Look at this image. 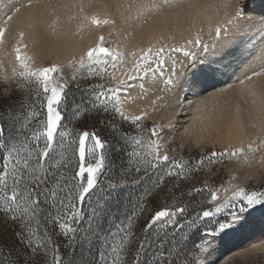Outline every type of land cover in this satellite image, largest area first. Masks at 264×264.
Masks as SVG:
<instances>
[{
	"label": "snow or ice",
	"instance_id": "snow-or-ice-1",
	"mask_svg": "<svg viewBox=\"0 0 264 264\" xmlns=\"http://www.w3.org/2000/svg\"><path fill=\"white\" fill-rule=\"evenodd\" d=\"M33 5L12 0L0 15V264H216L229 238L264 228V174L254 171L264 169V0H108L103 7L129 27L153 14L165 27L131 50V32L115 44L100 36L66 65L67 76L29 54L28 32L46 43L39 0ZM213 9L206 35L202 27L182 41L165 35ZM241 65L251 107L236 113L255 122L234 120L238 143L223 150L170 155L179 115L201 111ZM138 100L146 103L130 111ZM226 161L252 170L245 183L233 184L231 173L219 186L196 180L203 171L221 179Z\"/></svg>",
	"mask_w": 264,
	"mask_h": 264
},
{
	"label": "bare ground",
	"instance_id": "bare-ground-1",
	"mask_svg": "<svg viewBox=\"0 0 264 264\" xmlns=\"http://www.w3.org/2000/svg\"><path fill=\"white\" fill-rule=\"evenodd\" d=\"M20 2L27 3V0H20ZM124 2H127V0H124ZM197 2L202 4H215L220 2V0H197ZM106 3H108V0H39L40 10L43 13V19L45 21V25L43 27L46 29V43L43 48L38 43L34 44L33 41L36 38L31 32H28L25 38V43L29 45V54L33 55L35 60L56 58L59 63L63 64L77 60L82 52L95 44L99 38V32L101 31L99 27H93L88 21H85L83 19L84 16L91 17L92 15H97L98 18L107 16L109 19H115L118 25H114V28L123 25L122 28L120 27L123 30H119L118 32L117 29L116 33H121V35H123V33L126 31L129 33L128 29L125 28V26L128 25L116 14L115 9L109 11L103 7V5ZM5 5L8 7L6 8ZM81 5L84 6L83 13L80 11ZM11 6L12 0H0V15L4 14L6 11H9ZM33 6L35 7V0ZM30 11L31 9H21V14L27 15ZM132 14L135 15V12ZM125 15H127V13H125ZM220 15H223V13L221 12ZM205 16L207 18H205ZM217 18V14L214 9L209 10L207 13L201 12L199 19L195 17V15L191 18L193 21H195V27L185 20L181 22V27L170 30V32H165V35L173 34L177 41H182L183 39L188 38L193 33V31H198L201 27L204 29V33L206 35L209 25L211 24L214 26L216 24ZM52 21L56 22L55 29L48 27V24H50ZM81 25H84V27L81 28ZM15 26L16 25L14 24L13 27ZM164 27L165 24L163 18L155 14L148 18L146 26L141 28L145 34V38L140 36L141 30L134 29L133 31V27H129V30L132 29L130 32L133 31L134 34L133 38L130 39L131 41L129 40L130 42H128L127 50H131V48L134 45H137L138 42L146 45V37L153 34L154 32L158 34L159 30L163 29ZM110 28L112 29L113 27ZM53 32L55 34H53ZM181 33H183V35H181ZM118 36L120 37V35ZM243 68L244 65H241L240 67L236 68L234 72L226 74L223 79L216 83L215 91L218 93V95L209 99L205 105H202L201 111L197 112L195 106H193L191 109H187L185 112L181 113L177 119V122H179L180 119L184 118L186 115H190V121L201 124L206 128H213L212 125L222 119L223 121H221V123H223V125L226 126L225 129H227V131L225 130V134L227 133L226 136H228L230 139H234V141L238 143L234 137V134L231 136L229 135V125L234 120L238 119H242L245 125L249 124L250 122H255L250 120L247 111L242 112L239 116L236 113L237 105H239L242 109L251 107L250 98L246 95H242L238 90V88L241 89L244 86L236 84L237 81H239V78H242ZM227 84H233L234 90L227 89ZM222 88L225 89V92L220 94L219 90ZM259 88L260 83L258 82L257 91H259ZM236 93H239V95L235 96ZM132 95H136V93L134 92ZM204 95L207 96L209 93H205ZM245 99L249 100V104H245ZM144 103L146 102L138 100L135 104H131L127 107L130 111H132L136 110L137 105L143 106ZM252 132L253 130H248L249 135H251ZM248 237H253V239H256L257 241L258 239H263L264 228L257 227L252 231H247L243 234L229 238L224 244L221 245L219 251L217 252V256H222L224 252L231 246L233 247L234 245L239 244V241H243V239H251ZM260 241L261 240H259V242Z\"/></svg>",
	"mask_w": 264,
	"mask_h": 264
},
{
	"label": "rangeland",
	"instance_id": "rangeland-1",
	"mask_svg": "<svg viewBox=\"0 0 264 264\" xmlns=\"http://www.w3.org/2000/svg\"><path fill=\"white\" fill-rule=\"evenodd\" d=\"M115 25H118V24L116 23ZM108 26L105 25V26H102V28L99 27L101 29V31L99 32L100 33L99 37L100 36L105 37L108 43L110 44H115L116 42L121 40L123 35L128 33L127 31L124 32L123 35H121V33H118V34L116 33L117 29H118V32L119 30H123L121 29L123 25L117 26V27L115 26L116 28H114V25L112 26L108 25ZM143 26H146V23L142 19L139 21H134V25L132 23L133 31L134 29L141 30ZM110 27H113V28L111 29ZM125 28H127L129 32L130 30H132V29L129 30V26H125ZM133 31H131V33ZM118 35H120L121 38ZM35 63H36V66H48V65H51L52 63H56L57 65H60L61 67H63L64 69L63 74L66 76L70 75L72 72V68H69L66 66L69 63L67 64L59 63V61L56 60V58L36 59ZM94 82L95 81H88V83H94ZM236 84H239V81H237ZM238 90L240 92L239 88ZM0 94H2V91H0ZM238 95L239 93L235 94V96H238ZM0 103H3V101H0ZM103 119L107 120L108 117H103ZM182 119H180V121L177 122L178 126L182 125V127H179V130L175 133V137H176L175 142L171 146L172 149H174V151H170L169 153L170 155L179 156L181 154H187L190 151H195L196 154L199 155L201 150H208V151L213 150V149L223 150V148L228 145L237 144V142L234 141V139H230L228 136H226L227 133L225 134V132L227 131V129H225L226 126L223 125V123H221V121H223L222 119L214 123L212 125L213 128H206L201 124L190 121V115H186ZM91 123L92 122H89V127L91 126ZM148 123L151 124V120H149ZM98 131H100L101 135H103L106 132V129H98ZM186 132L188 133L187 135H186ZM251 134H253V132ZM181 144L185 145L183 149L180 148ZM256 159L259 160L260 157L257 156ZM220 168H221V179H215L212 173L208 171H203L196 175V180L199 183H202L203 181L208 180V182L212 184L213 186H219V184L221 183V180L227 179L229 173H231L232 175L236 177L235 180L231 181L233 184H236V183L243 184L245 183V177H248L250 174V171H252L248 169L247 166L241 167L234 161L233 162L226 161L223 165L220 166ZM254 171H255L256 179H258L261 174H264V169L256 168ZM256 179H253L251 182L256 183ZM123 194H124L123 192L120 193L121 196ZM176 194H178V192ZM188 199L189 198L185 196L184 201H181V203H184ZM197 199H199V197H197ZM167 202L170 203L171 201L169 200ZM189 215H191V212L189 213ZM248 238H251V239H248V240L243 239L244 242L239 241L238 243L240 245L237 244V245H234L233 247L231 246L228 250L224 252L222 256H218L216 264H264V240H263L264 238L258 239V241L256 239L255 241L253 237H248ZM259 240L261 241L259 242ZM252 241L254 244L260 247H258L257 249H252L251 247L253 245ZM244 249H248L249 251L245 252ZM236 253H241V255L237 256L235 255Z\"/></svg>",
	"mask_w": 264,
	"mask_h": 264
}]
</instances>
